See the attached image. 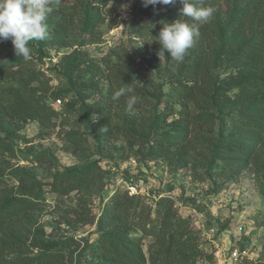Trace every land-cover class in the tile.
<instances>
[{
    "label": "rangeland",
    "instance_id": "374dc122",
    "mask_svg": "<svg viewBox=\"0 0 264 264\" xmlns=\"http://www.w3.org/2000/svg\"><path fill=\"white\" fill-rule=\"evenodd\" d=\"M93 1L88 28L95 43L86 42L82 21L73 23L66 33H54V19L47 23L45 40L29 42L27 60L16 56L11 40L0 41V180L5 191L0 193V206L29 184L39 186L35 194L41 200H33V209L23 207L20 217H10L0 229L19 236L18 243L28 247L34 238L73 239L77 245L66 251L67 264L93 263L90 251L113 229L99 231V221L106 218L114 197L125 194L127 216L134 225L131 228L128 221L127 235L144 251L153 241L146 234L160 229L158 210L163 214L169 209L175 217L169 219L171 226L175 219L181 222L179 241L186 245L185 264H264V77L238 85L264 74L260 75L262 66L255 61L234 63L243 36L223 34L216 39L213 79L217 87L225 88L234 78L227 96L233 99L241 87L246 89L244 94L205 112L191 107V133L201 117L209 121L196 129L199 135L193 139L195 149L188 161L169 163L159 155L156 142L164 135L163 142L168 144L178 137L172 131L187 124L179 120L170 126L178 118L163 117L170 107L178 108L166 99L170 91L177 82L187 81L178 75L179 67L169 71L170 56L165 53L161 61L157 55V36L167 23L165 10L155 12L139 35L130 24L144 7L143 0H106L105 5ZM77 2L51 0V7L66 13ZM227 14L226 8L213 12L215 33L225 29ZM119 55L131 67L135 84L153 95L151 106L129 114L106 97L107 64H115ZM18 85L23 88L15 94ZM158 100L163 101L156 112L153 105ZM96 103L108 109L109 133L96 120L97 113H86ZM122 114L143 125L141 145L127 141L129 128ZM156 117L161 128L154 131ZM219 141L236 143V149L228 163L214 165L211 160ZM81 171L87 174L85 183L71 188ZM63 174L68 178L61 179ZM126 184L136 186L137 194L130 196ZM234 252L241 258L238 262L230 259Z\"/></svg>",
    "mask_w": 264,
    "mask_h": 264
},
{
    "label": "trees",
    "instance_id": "16d2710c",
    "mask_svg": "<svg viewBox=\"0 0 264 264\" xmlns=\"http://www.w3.org/2000/svg\"><path fill=\"white\" fill-rule=\"evenodd\" d=\"M98 1L102 5L106 4V0ZM119 1L121 3H127L129 0ZM92 3H94L93 0H78L76 6L66 13L58 12L51 7L52 11L47 18V23L49 19H54L51 30L54 33H66L67 29L73 23L77 22L79 24V21H82L81 31L87 34L86 42L95 43L96 37L90 34V29L88 28V23L90 22L88 19ZM203 6L211 7L213 12L215 10L218 12L220 8H226L228 22L225 29L220 30L221 33L217 34L212 26V14L206 22L199 26V35L195 38L193 46L187 50L184 62L174 65L175 61H173L171 65H167L168 69H170L169 71H174L179 67L178 75L184 76L187 81V83L177 82L176 88L170 91L166 99L172 104H176L178 108L175 110L170 107L163 116L164 119L166 117L178 118L177 120H173L169 124L170 126L176 125V123L178 124L179 120H184L187 124L183 127L177 126L176 130L172 131L178 137L173 138L168 144H164L163 142L164 135H160V139L156 142L159 155L163 156L169 163H183L188 161L191 152L195 149L193 139L199 135L196 129H203L206 121H209L208 118L204 120L201 117L197 126L194 127V132L191 133L190 124L194 123L191 107L200 112L209 111L211 107L213 108L217 105L225 106L228 102L240 98L246 90L241 87L232 96V99L227 96L226 90L231 88L234 78L225 88L216 86L213 73L216 61L218 60V52L214 54L213 47L217 38L223 34H238L243 36V40L245 41L242 46L236 48V54L232 58L235 61L234 63L237 66V64L243 63L245 60L255 61L262 66L259 72L260 75L264 74V0H203ZM181 8L182 5L179 0H175L174 3L167 6L157 5L155 8L151 5L144 6L138 10L132 20L130 24L131 31L135 34L142 35V30L146 24L151 22L154 13L160 9L165 10L167 23H172L178 19L190 24L193 23L190 18L181 16L179 11ZM114 55H118V52H115ZM123 58V56L119 55L116 57L117 62L115 64H107L106 79L109 82L106 97L110 100L114 91L127 84V86L135 90L133 94L136 96L137 103L133 111L142 109L145 106H151L150 103L153 95L144 87L135 84V80L132 77V69L129 64L122 61ZM16 64L20 65L21 62H17ZM263 77H254L252 80L248 79L245 82H240L238 85L262 80ZM27 84L28 82L24 83V85ZM22 85L16 86L14 89L17 90L13 92L17 94L23 88ZM162 101L158 100L153 105L156 112L159 111V105ZM116 104L120 110L128 112L126 110L125 98L122 97L120 100H116ZM107 111V107L96 103L90 105L86 113L89 115L92 112L97 113L96 120L102 122V127L108 129L109 133L111 129H109L107 123L110 116ZM119 111L113 114L117 115ZM122 120L129 128L126 131L129 144L132 146L136 143L141 145L145 139L142 132L143 125L140 122H138V125H135V121L129 119L125 114H122ZM83 121L86 122V117H84ZM152 128L154 131L161 128L158 117L154 120ZM216 146H219V148L214 153V157L211 160L212 164L214 163L215 165V163L220 161L228 163L229 159L234 157L233 153L236 149V143L232 146L230 143L219 141ZM224 148L226 149L225 152L220 151V149ZM86 175L84 171L75 174V184H72L70 187L73 188L76 184L85 183ZM66 176L63 174L61 179ZM59 187L61 188L62 186L60 185ZM38 190L39 186L31 184L21 186V192L18 195H9L13 197L3 200L0 206V225L12 216L16 218L20 217L21 213L25 211L23 207H26V210L33 209L35 207L33 200H37V202L41 201L39 200L40 196L35 194ZM2 192L4 193L5 191L1 189L0 180V193ZM123 203L127 207H122L121 205ZM112 205V208L105 213L106 218L99 221L101 225L99 231L102 228L109 227L113 228L112 232L106 233V236H102L96 243V246L92 248L90 257L95 262L89 264H185L188 261V257L184 254L186 245L179 241V235L180 237L182 235V232H180L182 230L181 222L179 219H175V224L171 226L169 219H174L175 217L171 215L169 209L165 210L163 214L158 210L156 216L160 217V229L158 228L159 230L154 233L152 232V234H146L147 236L152 235L153 241L147 245L144 251L135 242V239L129 238L127 235L129 227L131 226L132 228L134 225H131L132 221L127 216L129 206L126 204V195L115 196ZM148 219L149 215L147 214L145 220ZM128 221H130V226L127 227ZM142 231H145L144 227ZM145 233L149 232L146 231ZM19 238V236L12 237L9 234H5L0 229V264H67L66 251L77 245L73 239L45 241L41 238H34L31 244L32 246L28 247L25 244L20 245L18 243ZM86 246L90 248L88 245ZM8 256L12 257L8 258Z\"/></svg>",
    "mask_w": 264,
    "mask_h": 264
},
{
    "label": "clouds",
    "instance_id": "9594fccd",
    "mask_svg": "<svg viewBox=\"0 0 264 264\" xmlns=\"http://www.w3.org/2000/svg\"><path fill=\"white\" fill-rule=\"evenodd\" d=\"M175 0H143L145 7L151 5H170ZM182 17L190 18L193 23L180 19L163 24L157 36L160 45L157 53L162 61L165 53L176 63L183 62L187 50L193 46L199 35V26L213 14L211 7H204L203 0H179ZM51 0H0V41L11 40L17 57L30 58L29 42L45 40L48 36L47 18L50 15ZM134 88L121 86L113 93V100L125 98L126 110L131 114L137 103ZM106 131V129H104Z\"/></svg>",
    "mask_w": 264,
    "mask_h": 264
},
{
    "label": "built area",
    "instance_id": "2783aa9c",
    "mask_svg": "<svg viewBox=\"0 0 264 264\" xmlns=\"http://www.w3.org/2000/svg\"><path fill=\"white\" fill-rule=\"evenodd\" d=\"M58 104L60 103L58 100L56 101ZM126 190L128 191V194L130 195V196H132V195H135V194H137L136 192V186H133V185H131V184H126ZM233 262H238L239 260H241V258H240V256L236 253V252H234L233 254H232V256H231V258H230Z\"/></svg>",
    "mask_w": 264,
    "mask_h": 264
}]
</instances>
